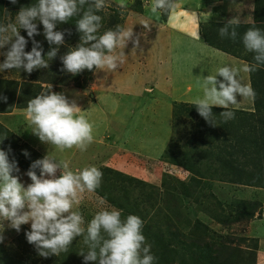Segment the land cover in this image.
<instances>
[{
    "label": "rangeland",
    "instance_id": "374dc122",
    "mask_svg": "<svg viewBox=\"0 0 264 264\" xmlns=\"http://www.w3.org/2000/svg\"><path fill=\"white\" fill-rule=\"evenodd\" d=\"M249 1L253 4V14L259 5L264 12V0ZM37 3L38 0H17L16 4L0 0V25L16 24L20 8ZM241 3L242 0H175L173 10L154 13L153 0H106V7L98 13L103 17L101 34L116 25L132 30V37L124 48L117 49V52L123 51L125 59L114 72L94 68L72 75L62 71L61 57L80 42L76 24L57 23L55 30L65 32V43L57 46L48 43L43 24L35 21L40 34L34 39L43 48L42 56L47 59V53L58 48L56 57L48 60V68L34 69L31 74L23 68L0 72V95L7 97L6 102L0 100V148H11L10 159L17 161L25 187L31 183L20 164L27 160L23 154L25 150L35 153L30 157L31 163L49 154L67 161L73 171L96 166L103 173L101 186L95 192L84 193L78 205L85 227L101 208L115 207L122 210V219L134 213L141 217L148 230L145 237L152 245L156 261L161 250L154 239L158 237L175 249L179 245L186 249L192 246L193 255L205 245L211 252L204 254H209L212 264L227 256V264L256 263L259 260L256 257L258 241L249 236L261 207L249 198L264 194V65L255 71L243 70L245 65L255 63L252 53V57L248 56L249 52L245 54L241 41L248 30L244 22L239 21L235 40L224 37L230 43L226 55L235 56L233 52L240 45L243 53L238 57L253 62L240 66L231 63L213 66L208 65L210 58L206 57L204 64H199V60L190 63L188 74L175 71L176 63L178 65L175 60L185 57L177 48L180 40L188 42L191 38L190 43L200 48L206 46L219 51L212 47L220 37L219 29L232 20L233 10ZM261 16L260 13L257 18L260 21L264 20ZM255 27L264 31V23ZM19 31L28 41L24 51L31 52L33 40L28 38L26 30L21 28ZM4 35L10 42L0 48V64L4 63L5 54L14 40L10 29ZM224 44L222 41L219 45ZM170 49L172 53H169ZM225 65L237 68L239 79L250 85L255 95L247 98L237 95L238 104L231 108L234 112L231 120L225 121L220 116L221 111L212 110L213 126L199 115L197 109H189L190 104H195L204 94L202 81L196 86L189 87L188 84ZM202 69L204 72L198 77L200 74L196 73ZM217 79L223 80L219 76ZM50 85L52 92L63 93L70 102L75 101L81 108L79 114L93 124L94 139L86 151L76 147L60 149L40 142L32 133L26 118L27 102ZM155 112L156 115L151 114ZM137 116V122L129 128L127 121L137 119ZM154 122L156 129L152 130ZM3 128L14 132L18 141L5 134ZM188 162H197L196 167H191L198 173L185 169ZM224 162L244 172L227 171ZM31 163L26 162L27 166ZM36 171L39 175V169ZM101 199L105 201L103 205ZM195 220L206 229L201 231L199 227L193 231ZM28 230L30 224L22 225L17 232L5 222L0 264H98L85 262L79 255L81 250L87 255L83 236L77 237L67 252L45 258L27 242L25 232ZM202 232L206 234L202 235ZM167 255L165 264H179L177 258L180 256ZM188 257L186 253L180 258L189 260ZM200 262L197 264H205L207 260Z\"/></svg>",
    "mask_w": 264,
    "mask_h": 264
},
{
    "label": "clouds",
    "instance_id": "9594fccd",
    "mask_svg": "<svg viewBox=\"0 0 264 264\" xmlns=\"http://www.w3.org/2000/svg\"><path fill=\"white\" fill-rule=\"evenodd\" d=\"M10 3L16 4L17 0H10ZM105 7L106 0H38L35 5L22 6L16 14V24L0 25V48L10 42V38L4 35L9 29L14 37L4 63L0 64V72L23 68L31 74L34 69L48 68V60L56 57L58 48H52L47 59L42 56L43 48L34 39L40 34L35 21L43 24L48 43L59 46L65 43V32L55 30L57 23H67L76 16H79L76 30L80 33V42L61 57L62 71L72 75L94 68L116 71L125 59L123 51L117 52V49L124 48L132 37V30L116 25L101 34L103 17L98 13ZM174 8L175 0H153L154 13L169 12ZM238 26L239 21L232 19L219 29V34L235 40ZM21 28L33 40L31 52L24 51L28 41L20 35ZM242 42L246 51L254 53L255 61L245 65L243 70L255 71L264 65V31L250 27L243 34ZM217 76L223 80H218ZM197 82L204 89L203 97L195 101L197 111L213 126L214 106L225 109L220 116L225 121L231 120L234 118L231 108L238 104L237 95L243 98L255 95L251 86L239 79V70L229 65L218 68L214 75L199 78ZM0 100L6 102L7 97L0 95ZM80 111L75 101L70 102L63 93L52 92L50 85L27 102L26 118L32 126V133L42 143L60 149L76 147L86 151L93 142L94 128L84 115L79 114ZM10 152V147L7 150L0 148V243L4 240L5 222L17 232L22 225L30 224V230L25 232L26 240L45 258L67 252L73 241L83 236L87 255L84 250L79 255L85 262L155 264L152 245L143 234L144 221L138 215L129 214L122 219V210L101 208L85 227L78 205L84 193L95 192L101 186L103 173L98 167L73 171L67 161L48 154L31 163L26 172L31 183L25 187L18 163L15 158L10 159ZM23 154L29 155L26 150ZM104 203L101 199L100 204Z\"/></svg>",
    "mask_w": 264,
    "mask_h": 264
},
{
    "label": "crops",
    "instance_id": "0c3cea01",
    "mask_svg": "<svg viewBox=\"0 0 264 264\" xmlns=\"http://www.w3.org/2000/svg\"><path fill=\"white\" fill-rule=\"evenodd\" d=\"M241 4L242 5L240 7H238V9H234L233 10V12L235 14H231V18L232 19H236V20H238L240 22H244L243 24L245 25V27H247V29L250 28V27H253V26H255V25L259 24V23L260 24L264 23V20L260 21L259 19H257V18H259V14L260 13L262 14L261 17L264 18V12H262L263 9H262V7L260 5H259V9L258 10H257V6L254 8L255 12L253 14V4L250 3L249 0H242ZM220 11L224 12L223 9H221ZM218 15L220 16V13H218ZM245 27H244V29L241 30L242 34L245 31ZM224 39H223V41H224ZM190 42H191V38L189 39L188 42H186L185 40H183V41L180 40V43H179L180 45L177 47L178 50H179V54H182V55L185 54L184 58L175 60V61L178 62V65H177V63L175 65V68H177V69H175L177 74L186 73V72L188 74L189 73L188 69L190 67V65H189L190 63L195 64V62H197V60H199V64L200 63L204 64L206 57L210 58V63H208V65L211 64L213 66H218V65L221 66V64H223V63H231V64L239 65V66L243 65L245 63H251L250 62L251 60H248L246 58L243 59L242 57L241 58L238 57L239 54L243 53V49H242V47L240 45H238L237 48H236V45L232 47V49L233 48L237 49L236 51L233 52L235 54V56H236L235 57V56H232V55L231 56L226 55L227 53H223L221 51L210 50V48H208L206 46H204V48H200L197 44L190 43ZM169 53H172L171 49L169 50ZM165 54L166 53H163L162 55H165ZM245 54L248 55V51H246ZM252 54L254 55V53H252ZM252 54H251V52H249L248 56L252 57ZM163 62H165V61H163ZM203 70L204 69H202L200 71L198 70V72L196 73V74H200V75H198V77H200L202 75L201 73L204 72ZM214 70H215V68L212 71H210L211 74H215L216 73V72H214ZM164 72H165V70H164ZM191 72L194 74V71H191ZM210 72H209V74H210ZM177 74H173V75H177ZM196 74H194V75H196ZM193 77H195V76H193ZM204 77H207V76L204 75ZM198 79H196L195 81L191 80V83L188 84V86L191 87V85L192 86L198 85V82H197ZM145 99H147V98H145ZM108 110H112V109L110 107H108ZM151 114H155L156 115V112L155 113H151ZM138 118L139 117L137 116V119L133 118V119H130V120L127 121L128 124H129L128 125L129 128H131L130 125L133 122H137ZM129 121H130V123H129ZM154 125H155V122L152 123V125H151L152 126V128H151L152 130L156 129V125L155 126ZM160 125H162V124H160ZM153 126H154V128H153ZM133 128L134 127H132V129ZM148 129L150 130V126H149ZM9 131H11V130H9ZM12 133L14 134V132H12ZM14 135H16V134H14ZM37 143H39V142H37ZM249 199H250V201H257L260 204V207H261L260 214H259L260 217L258 216L257 219H255L253 221L252 227L250 228V236L249 237H253V238L257 239V241H258L257 242V246L259 245L258 246L259 250H258V253L256 254V257L259 258V260L257 259L256 263H254V264H264V194L261 193L259 195H255L253 198H249Z\"/></svg>",
    "mask_w": 264,
    "mask_h": 264
},
{
    "label": "trees",
    "instance_id": "16d2710c",
    "mask_svg": "<svg viewBox=\"0 0 264 264\" xmlns=\"http://www.w3.org/2000/svg\"><path fill=\"white\" fill-rule=\"evenodd\" d=\"M77 19H79V17L78 16H76V17H73L72 19H70L67 23L69 24V25H75L76 24V21H77ZM223 37H219V39H217L216 40V44H215V46H212V45H214V44H208L209 46H212L213 48H215V49H217V50H219V51H221V52H223V53H227V49H229V46H230V43H229V40H225L224 39V42H225V44L224 45H219L222 41H223ZM204 42H206L207 43V41H205L204 40ZM209 43V42H208ZM253 59V58H252ZM252 59H250L251 61L250 62H253L252 61ZM259 73H261V72H259ZM263 74V73H262ZM191 106L189 107V109L191 108H193V110H196L197 109V107H196V105L195 104H190ZM176 107H180V106H176ZM175 107V108H176ZM212 110H214V111H225V109H223V108H216V107H213L212 108ZM180 111H182V108L180 109ZM224 124V126H226L227 127V125H225V123H223ZM224 126L222 127V129H225L224 128ZM3 131H4V133L5 134H7V135H10V136H12L14 139H16L17 140V137L16 136H14V134L11 132V131H9V130H7V129H5V128H3ZM188 140H190L191 141V139L189 138ZM18 141V140H17ZM5 144V143H4ZM28 150V149H27ZM28 154H30L29 156H26L27 157V160H26V162H28V163H31V160H30V157H32V156H34L35 155V153L33 152V151H31V150H28ZM184 156H186V155H184ZM185 158V160L187 159V157H184ZM26 162H21L20 164H22V167H23V169L27 172L28 171V169H29V167H30V165L31 164H29L28 166H27V164H26ZM34 162V161H33ZM195 164H197V162H195ZM195 164H192V163H189L188 162V164H186L185 165V169L187 170V171H189V170H191V171H193V172H195V173H198V171L197 170H194V169H192V167H196L195 166ZM192 166V167H191ZM224 168H225V170H227V171H232V170H234V171H237V170H240V171H238V172H240V173H243L244 172V170L243 169H238V168H236V169H234L233 168V166L230 164V163H228V162H224ZM118 173V172H117ZM198 181V180H197ZM198 183V182H197ZM235 184H241V183H235ZM242 185V184H241ZM135 214V213H134ZM126 215V214H125ZM127 216V215H126ZM124 218H126V217H124ZM194 227H193V231H194V229H199V227H200V230L201 231H204L206 228L203 226V224L201 223V222H199L198 220H195L194 221ZM201 227H203V229H201ZM143 234L144 235H146V236H148V230L146 229V226H144V228H143ZM200 234H201V232H200ZM206 233L205 232H202V235H205ZM155 240H157V242L156 243H158L159 244V248L161 249L160 250V255H159V259H157V261H155V264H165L166 263V261L165 260H167L168 259V255L167 254H170V253H173L174 255H176V256H182V255H184V254H186V253H188L189 254V260L188 259H182V258H180V257H178L177 259H178V262H179V264H186L185 263V261L187 262V264H189V262L191 263V264H197V261H198V263H199V261L201 260V262L203 261V260H207V262L205 263V264H212L213 263V259H211L210 258V256H209V254H204V253H209V251H210V249L207 247V246H203L201 249H199V253L198 254H196V255H193V254H191V251L193 250V247L191 246L190 248H185L183 245H179V247L177 248V249H175V248H172V247H169V246H167L166 245V243L163 241V240H161V239H159L158 237H155L154 238ZM159 239V240H158ZM191 250V251H190ZM211 252V251H210ZM165 259V260H164ZM228 261H229V256H227L226 258H219V261L217 262V264H227L228 263ZM200 262V263H201ZM232 262V261H231ZM88 263H89V261H88ZM232 264V263H231Z\"/></svg>",
    "mask_w": 264,
    "mask_h": 264
}]
</instances>
